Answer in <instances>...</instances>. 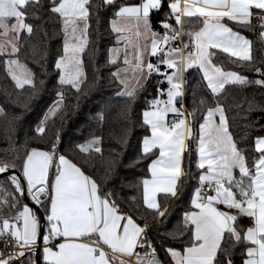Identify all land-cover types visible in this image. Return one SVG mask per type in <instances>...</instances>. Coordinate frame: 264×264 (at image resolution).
Here are the masks:
<instances>
[{
  "label": "snow or ice",
  "instance_id": "1",
  "mask_svg": "<svg viewBox=\"0 0 264 264\" xmlns=\"http://www.w3.org/2000/svg\"><path fill=\"white\" fill-rule=\"evenodd\" d=\"M101 8L112 12L115 44L107 49L106 62L122 86L118 95L134 101L153 75L158 78L156 96L142 111L145 134L132 162L147 161L149 175L137 187L153 220L167 218L166 201L177 198L182 177L190 174L195 145L197 186L188 208L165 233L179 239V246L161 245V260L147 217L121 210L108 184L119 155L115 150L97 177L60 151L58 132L43 146L21 149L5 129L4 138L14 147L4 153L15 154L0 158V264H237V256L239 264H264V125L256 129L249 152L234 138L220 99L226 86L264 87V67L252 66V41L235 30L257 31L264 41V0H0V66L15 87L38 91L36 74L20 56L22 39L27 42L37 27L30 21L41 19L42 9L58 19L62 34L53 64L57 85L79 94L87 82L86 57H96L90 28ZM194 21L201 26L190 27ZM220 54L247 62L259 78L225 70ZM190 69L202 73L208 91L185 110L184 73ZM56 96L52 117L65 92ZM35 131L42 140L45 121ZM119 142L127 143L126 127ZM100 144L101 137L93 135L69 151L102 155Z\"/></svg>",
  "mask_w": 264,
  "mask_h": 264
},
{
  "label": "trees",
  "instance_id": "2",
  "mask_svg": "<svg viewBox=\"0 0 264 264\" xmlns=\"http://www.w3.org/2000/svg\"><path fill=\"white\" fill-rule=\"evenodd\" d=\"M47 2L48 0H42L44 4ZM95 3L99 4L101 0H95ZM38 15L41 19L30 21L37 25L33 36L27 42L22 39L20 56V59L36 74L38 91L33 94L27 87L23 90L17 89L10 77H7L3 67L0 66V108L3 110L0 114V158L11 159L15 154L9 152L6 156L4 153V149L14 147L4 138L5 129L9 130L15 145L20 146L21 149L43 146L53 138L54 133L58 132L60 151L69 155L86 173L97 177L104 175V166L115 150V153L119 155L110 173L109 187L114 189L117 194V203L126 212L132 214L134 218L147 217L150 238L154 241L159 258L164 260L165 253L161 245L178 247L180 243L179 239L173 241L165 233L176 225L183 211L188 208L190 196L197 186L195 175L199 170L195 166V145H192L190 174L182 178L177 198H168L166 201L169 209L167 218L153 220L151 213L142 204V188L137 187L138 182L149 175L146 172L147 161H141L137 166H133L132 162L139 153L140 141L145 134L142 111L147 107L146 101L156 96L158 78L153 75L134 101L118 95L122 86L111 77L110 73L115 69L106 62L107 49L115 44L114 34L111 33L109 26L112 12L110 9L101 8L98 22L97 17L93 16L90 28L91 46L97 49V53L94 60L86 57L87 82L79 94L74 90L58 87L57 73L53 64L57 51L62 48L60 24L56 17L49 18L42 9ZM199 26H201L199 22L194 21L190 27ZM236 29L252 41V66L264 67V41L258 38V32ZM151 59L155 63L156 57ZM219 61L223 62L225 70L237 71L250 80L259 78L254 71L250 70L247 62L234 61V58L226 59L224 54H220ZM40 81H43L42 85ZM184 81L185 95L181 102L185 110H189L195 106L194 100L199 101L200 95L207 93L208 90L205 82L202 81V73L196 69L185 72ZM164 87H167L166 82ZM226 87L228 91L220 99L226 106L230 130L238 143L248 147V151L251 152L250 145L256 129L264 125V87L254 83ZM57 91H64L65 98L55 117L51 116L45 122L47 131L41 140L35 130L52 104L57 101ZM250 103L252 110L249 112ZM99 114H103V120L99 119ZM199 119L200 113H197V124L195 125L197 128ZM249 122H255L253 128L246 127ZM125 127L127 128V143L122 145L119 141L125 134ZM93 135L101 137L102 155L94 151L89 154L80 153L78 150L69 151V149H74L76 144L91 140ZM245 136L247 140H241V137ZM184 169L189 171L187 154H185ZM133 197L135 200L132 199ZM241 223L247 224V219H242ZM236 261L239 264V256L236 257Z\"/></svg>",
  "mask_w": 264,
  "mask_h": 264
},
{
  "label": "built area",
  "instance_id": "3",
  "mask_svg": "<svg viewBox=\"0 0 264 264\" xmlns=\"http://www.w3.org/2000/svg\"><path fill=\"white\" fill-rule=\"evenodd\" d=\"M177 43H179V45H180V47H182V43H180L179 41L177 42ZM185 108V107H184ZM171 119H173V117L170 115L169 116V120H171ZM121 207V210L122 211H125V209L122 207V206H120ZM4 243V241L2 240V239H0V245H2ZM155 246V245H154ZM9 251H11L12 249L11 248H9L8 249ZM157 256H158V252H157ZM159 257V256H158Z\"/></svg>",
  "mask_w": 264,
  "mask_h": 264
},
{
  "label": "rangeland",
  "instance_id": "4",
  "mask_svg": "<svg viewBox=\"0 0 264 264\" xmlns=\"http://www.w3.org/2000/svg\"><path fill=\"white\" fill-rule=\"evenodd\" d=\"M241 75H242V74H241ZM53 105H54V104H52V106H51L50 108H52V107H53ZM50 108H49V109H50ZM0 109H1V108H0ZM1 112H2V111H0V114H1ZM46 115L48 116V118H49V117H51V115L49 114V110H48V111H47V113L45 114V117H46ZM45 117H44L43 121H45V122H46V121L48 120V118H47V119H45Z\"/></svg>",
  "mask_w": 264,
  "mask_h": 264
},
{
  "label": "crops",
  "instance_id": "5",
  "mask_svg": "<svg viewBox=\"0 0 264 264\" xmlns=\"http://www.w3.org/2000/svg\"><path fill=\"white\" fill-rule=\"evenodd\" d=\"M235 30H237L236 28H235ZM242 35H244L243 33H241ZM245 36V35H244ZM246 38H248V37H246ZM249 39V38H248ZM250 40V39H249ZM149 59V57H145V61H147ZM230 71H233V70H230ZM162 98H166V97H162ZM171 115V114H170ZM183 178V177H182ZM182 183V182H181ZM247 223H248V221H247Z\"/></svg>",
  "mask_w": 264,
  "mask_h": 264
},
{
  "label": "water",
  "instance_id": "6",
  "mask_svg": "<svg viewBox=\"0 0 264 264\" xmlns=\"http://www.w3.org/2000/svg\"><path fill=\"white\" fill-rule=\"evenodd\" d=\"M29 203H30V201H29ZM159 258V257H158Z\"/></svg>",
  "mask_w": 264,
  "mask_h": 264
}]
</instances>
